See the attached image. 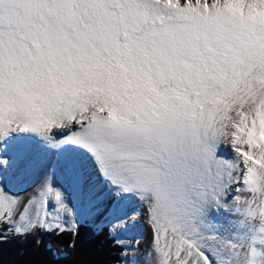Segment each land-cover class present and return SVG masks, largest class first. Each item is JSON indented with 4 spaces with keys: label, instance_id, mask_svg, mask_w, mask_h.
<instances>
[{
    "label": "snow or ice",
    "instance_id": "obj_1",
    "mask_svg": "<svg viewBox=\"0 0 264 264\" xmlns=\"http://www.w3.org/2000/svg\"><path fill=\"white\" fill-rule=\"evenodd\" d=\"M88 223L96 264H264V0H0V264Z\"/></svg>",
    "mask_w": 264,
    "mask_h": 264
},
{
    "label": "trees",
    "instance_id": "obj_2",
    "mask_svg": "<svg viewBox=\"0 0 264 264\" xmlns=\"http://www.w3.org/2000/svg\"><path fill=\"white\" fill-rule=\"evenodd\" d=\"M67 240L60 241L58 246L56 242L50 241L51 251L44 248L38 250V254L33 252L31 246H24L26 255L21 257L17 255L19 244L5 245V264H15L21 259H36L41 264H96L98 261L110 260L115 255L109 240L100 232H95L92 226L85 224L77 238V247L72 251L66 246Z\"/></svg>",
    "mask_w": 264,
    "mask_h": 264
},
{
    "label": "rangeland",
    "instance_id": "obj_3",
    "mask_svg": "<svg viewBox=\"0 0 264 264\" xmlns=\"http://www.w3.org/2000/svg\"><path fill=\"white\" fill-rule=\"evenodd\" d=\"M88 225L92 226L95 232H99L98 228L96 227L95 223H88Z\"/></svg>",
    "mask_w": 264,
    "mask_h": 264
}]
</instances>
